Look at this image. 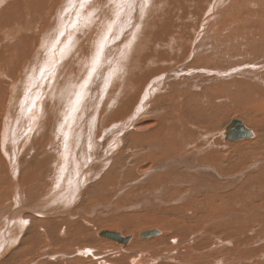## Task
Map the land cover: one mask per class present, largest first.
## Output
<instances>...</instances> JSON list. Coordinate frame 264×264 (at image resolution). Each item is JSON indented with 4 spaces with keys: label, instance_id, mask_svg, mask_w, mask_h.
<instances>
[{
    "label": "bare ground",
    "instance_id": "1",
    "mask_svg": "<svg viewBox=\"0 0 264 264\" xmlns=\"http://www.w3.org/2000/svg\"><path fill=\"white\" fill-rule=\"evenodd\" d=\"M202 1L210 3V0H0V264H70L76 262L75 256H86L87 264H162L170 259L165 254L183 245L185 234L191 235L195 231L198 235L204 231L223 229V222H211L209 213L205 212L208 205H218L230 189L229 197L232 198L250 184L254 176L262 178L264 184V163H260L254 172H245H249L252 161H264V133L259 127L258 132L249 127L250 121L246 119L254 115L250 114L251 110L242 108L243 102L234 103L230 111H233L234 118L237 116L239 120H245L243 123L252 130L254 137L237 141V144L225 138L230 121L225 129L215 132L216 123L205 126L195 118L199 112L212 118L221 115L214 108L215 94L204 95L202 100L198 98L200 94L185 99L186 89L180 88L181 93L177 95L179 83L165 84L167 80L163 79L147 89V96L141 100L145 88L139 93L140 85L150 76L159 74L161 79L164 78L169 64L178 59L174 60L169 51L188 52L182 48L178 51L181 35L174 39L168 37L179 25L189 27L187 19H193L186 16L190 15L193 6ZM246 1L236 0L234 6ZM244 15L248 17V14ZM244 15L238 11L229 19L240 17L241 20ZM208 16V21L205 20L206 23L201 26L200 35L197 33L199 38H195L196 45L208 41L209 34L206 35L204 30L210 25V17L217 16V12H211ZM225 20H221L223 24ZM219 25L212 27V32L215 27L214 34L217 28L220 29ZM197 28L200 30V26ZM193 47L188 53L189 59L198 54L200 56L202 52H199L202 46ZM211 47L213 51L214 47ZM207 50L203 52L208 54ZM149 51L156 60L140 67ZM146 66L150 69L144 71ZM228 70L230 72V68ZM10 84L11 93L6 99L5 92ZM127 86H130L129 89ZM134 89L141 97L138 103L132 95ZM156 93L162 94L153 99ZM139 104L141 107L137 108ZM177 105H182L181 112L174 110ZM211 108L214 113H208ZM116 121L121 125L119 132L129 131L125 136L121 134L124 137L115 140V145L113 142L112 150L116 151L113 150V155H109L111 159H107L110 157L107 151L103 153L104 147L106 143L110 146L108 139L112 136H108L107 126ZM244 141L250 142L241 143ZM135 147H138V151L131 154L133 158L130 161L127 152ZM240 150L242 158L249 156L234 164V153ZM44 163H47V167L41 172V177L49 185L44 191L32 192L28 189L31 184L27 186L30 169L34 172L37 166ZM234 168L241 171L234 174ZM258 169L263 172L255 174ZM95 173L99 180L95 179ZM121 174L127 178L124 179ZM90 180L93 181L89 183ZM107 181L114 182L112 188L118 192H138L134 194L140 200L139 205H144L152 196H159L162 202L166 201L165 195L172 194V198L173 195L178 196L176 200L181 204L175 207L180 211L189 208L188 220L193 228L179 227L178 221L183 218L182 215L171 216L169 214L173 211L163 207L162 211L158 209L163 213L161 216L158 212L151 215L166 223L167 236L161 231L160 237H150L143 242L132 237L131 245L129 243L128 248H121L116 246L117 242L99 234L103 230H111L127 237L120 229L102 228L93 234L91 223L96 220L95 216L99 217L97 210L104 208L107 200L103 197L108 194L103 195L108 192L104 189L110 187ZM234 184L241 185L235 189ZM156 185L161 186L155 191L149 189ZM255 190L263 192L261 186H256ZM147 191L151 193L143 197ZM238 204L244 207L238 211L243 226L241 223H225L224 235L232 237L241 228L246 229V238L259 246L264 241V215L247 207L245 200ZM129 223L133 224L131 221ZM212 239L218 245L212 255L228 246H235L220 234ZM172 240L176 246L170 245ZM203 242L198 240L195 246ZM26 244L32 246H27L26 254L20 257L19 249ZM110 246L116 251L107 252L106 248L112 250ZM245 248L243 245L238 251ZM165 250L170 252L165 253ZM42 254L46 259L44 262H28L30 258H40ZM142 254L154 260L146 262ZM172 260L176 262L177 258ZM207 262L221 261L210 256Z\"/></svg>",
    "mask_w": 264,
    "mask_h": 264
},
{
    "label": "rangeland",
    "instance_id": "2",
    "mask_svg": "<svg viewBox=\"0 0 264 264\" xmlns=\"http://www.w3.org/2000/svg\"><path fill=\"white\" fill-rule=\"evenodd\" d=\"M235 1L236 0H233V1L232 0H229V1L228 0L227 1L226 0H210V3H209V1L208 2L202 1L201 3H199L198 5H196L195 7L194 6L192 7V9H191V11L189 13L190 15H187L186 16V18L190 16L191 17L190 19H193L191 21L187 19V23L189 24V27L188 28H183L181 25H179V26H177L176 28H174L171 31V33H170V35L168 37L169 39H174V38L178 37L179 35H181L182 39H180V45H179V48H178L179 50L178 51H180L181 48H182V49H186V51L188 50V52L186 53V52H183L182 50L179 53L177 52V50H175L173 52H170L169 51V55L171 54L170 56H173V59L174 60H175V58L176 59L178 58V59L176 60V62L173 61V64L172 63L169 64V67L164 71V74H165V77L164 78L161 79L160 77H162V76H160L159 74L154 75L153 77L150 76V77H148V80L146 81L147 83L146 82H143L146 86L143 83L140 85V88L138 90V91H140L139 93H141L142 90H144L143 88H145L144 93H143L145 95L142 94V96H143L142 98L137 94V92H136L137 89L132 90L133 91L132 92V95L135 96L136 103L139 102L140 98L142 100L145 96H147V94H148L147 89H149L154 84H157V83L162 82L163 79L165 81L167 80V82H165V84L166 83H170V82H172V83H177L178 82L179 83V88L176 89V94L177 95H180L181 90L186 89L185 91H187V93L184 95L185 99H190L189 97H191V96H198V94H200L198 98L201 99V100L206 95H209V96L214 95V94L216 95L215 100L213 101V102H215V107L214 106H212V107H214L218 112H220L221 115H219V116L216 115V116H214L212 118L211 115H203V114H201L199 112L198 115L195 116V118H197L196 120H198L197 121L198 123H200L202 125H205V126L214 125L216 123L217 124V127H216V129L214 131L215 132H218L220 130H223V129H225L226 123L228 124L229 121L231 122L233 119H238L237 116H236V118H234L235 116H234L233 111H230V109L232 107H234V103L236 104V103H242L243 102L244 107H242V108H244V109L246 108V109L251 110V111H249L250 114L253 113L251 115H254V116H252L251 119H248V118L246 119V121L247 120L250 121L249 127L251 129H253L254 131L256 130V132L259 131V129H258V127H259L262 130V132L264 133V99H263L264 98V82H262L264 80H261V82H260V79H264V45H263L264 44V38H263V36H264V0H248L249 2L246 1L247 2V5H245L246 2H243L244 4L243 3H240L239 5L237 4V5L234 6V2ZM220 2H223V3H220ZM231 2H233V3L231 4ZM242 4H243L244 9L242 7ZM239 6H241V7H239ZM205 8H207V9H205ZM228 9H230V10H228ZM237 9L239 11V14L240 13L243 14V15L244 14H248V17H246L244 15V18H243L244 19V22H243V19H241L242 21L240 20V17H236V18L231 19V20L229 19L230 16L235 15V13L238 12ZM0 11H2V9ZM205 11H207L208 13L205 12ZM211 12L212 13H215V14L217 12V16L218 17L217 16L210 17L211 18V21L209 23L210 25L207 26V28L204 30L205 31L204 33L206 35L209 34V35H207L208 41H205V42H203L201 44H198L199 45L198 46V45H196L197 43H195V42L199 38L201 29H202L201 26H202L203 23H206V21H208V19H209V16L208 15H210ZM199 17H202V18L199 19ZM225 18H228L229 21L227 19L225 20ZM246 18H249V19H246ZM197 19L199 20L198 23H197ZM221 20H225L224 24L226 26H224L223 21H221ZM202 21H204V22H202ZM229 22H231V23H229ZM234 22H235V24H234ZM246 22H248V23H246ZM254 22H255V25H254ZM217 24L218 25L219 24L220 25L222 24V25L221 26L219 25L220 29L217 28V32L214 34L213 32L215 31V27H214L213 32L211 30H212V27L213 26H216ZM199 26H200V30L197 28ZM233 26H234V28H233ZM209 27H210V29H209ZM225 28L228 29V30H225ZM195 29H196V32H195ZM207 29H209V30H207ZM218 30L219 31L221 30V31L219 32ZM146 31L147 30H145V32ZM206 31H208L209 33L206 32ZM240 31L242 33H240ZM258 32H261V33H258ZM197 33H199V35ZM232 34H234L236 36V38ZM259 34H261V35H259ZM203 35H202V37H203ZM192 37H193V40H191ZM254 37H256V38H254ZM189 38H190V40H189ZM195 38L197 39L196 41H195ZM248 39H250V40H248ZM204 40H207V39H204ZM185 42H186V45H185ZM231 42H233V43H231ZM206 43H207V45L209 44V46H207ZM216 43H217V45H216ZM242 43H244V44L242 45ZM232 45H234V46H232ZM193 46H197V48L200 47V46H202V49L199 50V52L200 51H202V52L200 53V56L198 54V55H195L193 59L192 58L189 59V57H188L189 54L188 53H191V50L194 48ZM211 46L214 47L213 48V51L211 50V48H212ZM255 46H256V48H255ZM204 47H205V50H203ZM259 47H260V50H259ZM248 48H249L250 51L248 50ZM207 49H209V50H207ZM219 49H220V51H219ZM165 50H167V49H165ZM206 50H207L208 54L207 53H204ZM236 50H237V52H236ZM247 50L249 52L248 55L246 53ZM180 54H182V55H180ZM212 55H215V56H212ZM218 55H219V57H218ZM186 56H187V58H186ZM224 57H230V58H227V59L225 58L224 59ZM155 60H156L155 55H153L151 53V51H149L148 54L146 55V57L144 58V60L142 61V64L140 65V67H142L144 65H147V64H150L152 61H155ZM178 63H179V65H178ZM181 64H182V66H181ZM187 64H189V65H187ZM225 64H226V66H225ZM231 64H233V65H231ZM173 66H175V67L173 68ZM146 67H145L144 71L150 69L149 66H146ZM201 67H202V69H201ZM223 67H224V69H223ZM203 68H205V69H203ZM229 68H230V72L228 70ZM187 69H189L190 71L187 70ZM206 70H210V71H206ZM221 70L224 73L223 75H222V72L218 73ZM171 71H172V73H170ZM213 71H217V72L214 73ZM185 72H187V73H185ZM208 72H209V74H208ZM226 72H229V73L226 74ZM175 73H177V74H175ZM161 74H163V73H161ZM199 74H201V75H199ZM217 75H219V76H217ZM226 75H228L229 78ZM169 76L171 77V79H170ZM220 76H221V78H220ZM259 76H260V79H258ZM151 78H152V80H151ZM214 78H215V80H214ZM203 81H204V84L202 83ZM149 82H150V84H148ZM225 82H226V84H225ZM185 83L188 84V85H185ZM199 83H202V84L200 85ZM180 84H182V86ZM194 84H196L197 86L194 85ZM11 85L12 84L9 85L8 89L5 92L7 94V95H5L6 99L9 98V96H10L9 94L11 93ZM148 85H149V87H148ZM130 86H127V89H129ZM141 87H142V89H141ZM180 88H181V90H180ZM245 89H246V92H245ZM257 92H258V95H257ZM162 93H165V91L162 92ZM162 93H156V94H154L153 95V99H155V96L156 95H160ZM247 96H248V98H247ZM236 97H238V98H236ZM259 97H260V99H259ZM199 99H198V101H199ZM146 100H147V98H146ZM234 100H236L237 102L234 101ZM248 100H249V102H247ZM193 103H194V101H193ZM230 103H231V106H230ZM245 103H247V104H245ZM190 104H192V102H190ZM223 105H225V106H223ZM140 107H141V104H139V106H137V108H140ZM181 107H182V105H177V106H175L174 110L181 112ZM207 107H209V106H207ZM238 109H240V108H237V110ZM256 110H258V111H256ZM210 111H212L214 113V110L212 108L211 109H208V113H210ZM225 113H228V115L225 114ZM223 116H224V119H223ZM231 116H232V118H231ZM109 117H110V115H109ZM209 117L212 118V120ZM216 117H218V118L220 117L221 119L220 118H219L220 120L219 119H215ZM260 119H262V120H260ZM204 120H208V121L206 122ZM214 120H215V122H214ZM240 120H242V119H240ZM203 122L204 123H207V124H204ZM221 125H223V126H221ZM109 126H107V129H108L107 130V133H108V136L109 137L111 135L112 136H111V139H110L111 142H110L109 139H108L109 142L108 141L107 142L110 145L109 147L111 148L110 149L111 152L109 151V147H108V145L106 143L105 144L106 145L105 146L106 148L104 147V152L103 153L105 154V152L107 151V156H109V155L112 156L113 153L116 151V149H113V150H115L114 152L112 150V146L115 145V140H117L118 138L121 139L122 137H124L125 135H127V133H128L129 130H125L124 133L119 132L118 129L121 127L119 121H116V122H113V123L111 122V124ZM220 127L221 128L223 127V128L221 129ZM109 129H111V130H109ZM118 132H119V134H117ZM121 134H123L124 136L123 135L121 136ZM114 135H116V136H114ZM113 142H114V144H113ZM246 142L248 143L250 141H246ZM246 142L244 141V142H241V143H246ZM263 147H264V145H263ZM137 148L138 147H135V149H133L131 152L130 151L127 152V158L130 161H132V158H133L132 155H134L138 151ZM225 150H227V149H225ZM117 155H118V153L116 152V156ZM111 156H109L110 158H107V159H111ZM124 156H126V153L124 154ZM124 156H123V158H125ZM248 156L249 155H245L243 158H240V159L237 158L235 162L236 163L239 162V161L242 162ZM241 159H243V160H241ZM260 159L261 158H259L258 160H260ZM263 159L264 158L262 156V160ZM256 160L252 161L254 164L253 163L250 164V166H249L250 169H248L249 172H247V170H246L245 171L246 174L247 173L254 172L257 169V167L260 166V163H264V161L259 162V163H256ZM46 167H47V163H44L41 166H37L36 167V171H34V172L30 169V180L31 181L28 180L27 186L29 185V183L31 184V186L28 189H30L32 192L44 191L45 188L49 185L48 181L46 179H43L41 177V172L44 171L46 169ZM239 171H241V170H238V172L235 171L234 174L235 173H239ZM95 175H96V173H95ZM121 175H122V177L124 176L123 177L124 179L127 178L126 175H124V174H121ZM96 177L97 178H95V179L96 180H99L98 179L99 178L98 175H96ZM140 177L142 179V176H140ZM92 181L93 180H90L89 183L92 182ZM106 184H109L110 185V187L107 186V188L104 189V191H108V192L105 193L103 191L104 193L103 192L102 193H103V195H106L108 193L106 196H103V197L107 198V200H106V203L103 204L104 208L102 207V208H99L97 210V212L99 214V215L97 214V216H99L100 218L99 217L96 218V216H95V219L96 220L93 223H91L93 225V228L92 229L94 230V231L92 230V233L93 234H95L96 231H98V230H100L102 228L103 229H111V228L113 229V228H115V229H120L127 237L131 236L134 239L135 238H138V240H141L143 242V241H145L147 239H141L140 237H138L139 236V232H143V230L146 231L148 229L149 230H152V228L153 229H156L157 228V230L162 231V234L165 233L166 236H167L168 235V232L166 231V227H167L166 223H163V220L162 219H160V221H162V222H160L159 220L155 219L153 217V215H151L152 213L158 212L159 213V216H161L160 214H163L161 212L163 210L162 209L163 207H164V209H167V207H168V210L173 211L172 213L169 214L171 216L172 215H177L178 216V214H181L182 215L183 218H180L179 221H178V226L179 227L185 228V229H187V228H193V226L190 224V222L188 220V214L190 213L189 212V208H186V209H183V210L180 211L177 207H175V205H180L181 204V202H179V201L176 200L178 198V196L173 195V198H172V194H168V195H165V199H164V196H163L162 198L164 200L168 201V203H166L167 205L164 204L166 201L165 202H162L161 201V198L159 196H157V197L156 196L155 197L152 196V199L150 198L148 200V202L145 201V204L144 205H142V204L139 205V201L140 200H138L135 197V194L138 193V192H135L134 190L118 192L117 190H115L114 188H112V186H114V182L113 183H110L109 181H107ZM160 186L159 185H156L155 187L154 186H151L149 189H151V191H153V190L155 191ZM262 190H264V186L262 187ZM151 191H147L145 193V195H142V196L143 197L146 196V195L149 196V194L151 193ZM131 192L133 193L132 197H131V194H132ZM109 193H111L112 195H109ZM140 193H142V192H140ZM147 193H149V194H147ZM260 193H261L262 196L259 199H256L254 197V200L251 203V208L253 209V211L262 212V215H264V196H263V193L264 192H260ZM129 199L131 201H129ZM239 199H240V197L238 196L237 197V200H239ZM109 200H111V201L109 202ZM151 200H153L154 202L151 201ZM245 200H248V198H246ZM149 201L151 203H149ZM159 201H161V202H159ZM7 202L8 201H6V204H7ZM163 204H164V206H163ZM137 206H138V208H136ZM207 207H208V209H206V211L205 210H203V211L209 213L210 220H211L212 223H214L216 221L223 222L224 223L223 224V229H220L219 231H217V229H213V230H210V231H204L203 233H199L198 235H197L198 232H195V231H192L191 235L190 234H185L186 235V238L183 239V245L180 246V247H178V248H176V250L173 251L172 253L165 254V255H168V257H170V259L168 258L167 261L166 262H163L162 264H208L209 262H207V260L210 258V256H214L216 259H220V261H221V262H211V264H264V241L261 242V244L259 246L253 245V242H251L245 236L246 229H242V228L239 230V233H237L236 235H234L232 237H226V235H224L225 223H226V225H229V224H232V223H236V224L237 223H241L242 226H243V223L240 220V216H239L240 214H239L238 211L240 209L244 208V207L241 206V205H239L236 200H234V199H232L230 197H224V196L219 200L218 205H212V206L208 205ZM151 208L152 209L154 208V210H152ZM160 208H161V211L158 210ZM139 209H140V211H139ZM155 210H157V211H155ZM136 211H138V212H136ZM100 213H102L103 215H100ZM138 213H140V214H138ZM147 215H150V216H147ZM123 218H125V220H122ZM168 219H170V217H168ZM130 221L133 224L130 225V223H129ZM104 225H105V227H104ZM123 226H124V228H123ZM131 227H133L134 230ZM162 227L164 228V231H163V228ZM134 232H136V233H134ZM185 232L186 231H184V233ZM217 234H220V236L225 237V241L226 240H231L234 243L235 246H232V245L231 246H228V248H226L225 250H222L221 252H218V253H215V254L212 255L211 253L218 248L217 243H215L213 241V239H212V237L213 238L216 237ZM153 238H156V237H153ZM198 240L199 241H204V242L202 244H198L197 246H195V243ZM142 242H140V243H142ZM130 245H131V243H130ZM130 245H128V246H122L121 245L120 246V245L116 244V246H119L121 248H128ZM170 245L173 247V246H176L177 244H175L173 242V240H172V241H170ZM243 245H245L246 248L244 250H242V251H238V249L241 246H243ZM27 246H30L31 247L32 245H27L26 244V245L22 246V248L19 249L22 252L18 250L19 251V254H20V257H22L24 254H26V249H27L26 247ZM97 246L100 247L101 245L100 244L99 245L97 244ZM200 248H201V250H200ZM106 249H107V252L108 251L109 252L116 251L112 247L110 248L112 250H109L108 248H106ZM167 252L169 253L170 251L168 250L165 253H167ZM145 253L147 254L146 251H145ZM200 253L202 254L201 257H197ZM146 254L145 255L142 254L143 256H145V257H143V259L146 262H150L151 260H154V258L153 259L152 258H149V256H147ZM206 256H208V257L206 258ZM74 258L76 259V262H70V264H73V263L74 264H77V263L78 264H85V263L87 264V259H86L87 257L86 256L85 257L75 256ZM147 258H149V261H148ZM173 258H177V261L174 262L172 260ZM45 260L46 259H45V257L42 254L40 258H36V259L30 258V260L28 262H44Z\"/></svg>",
    "mask_w": 264,
    "mask_h": 264
},
{
    "label": "water",
    "instance_id": "3",
    "mask_svg": "<svg viewBox=\"0 0 264 264\" xmlns=\"http://www.w3.org/2000/svg\"><path fill=\"white\" fill-rule=\"evenodd\" d=\"M226 140L229 142H237L241 141L243 139H251L254 137V134L251 129L246 127V125L243 123V121L239 119H233L229 125L226 127ZM100 236L103 238H106L108 240H112L117 242L118 244L121 245H128L132 239V237H124L122 234L116 231H111V230H103L100 233ZM161 231L157 229H152V230H146L143 231L140 234L141 239H148L150 237H157L160 236Z\"/></svg>",
    "mask_w": 264,
    "mask_h": 264
},
{
    "label": "crops",
    "instance_id": "4",
    "mask_svg": "<svg viewBox=\"0 0 264 264\" xmlns=\"http://www.w3.org/2000/svg\"><path fill=\"white\" fill-rule=\"evenodd\" d=\"M242 156H243V153H242V151L240 150L239 152H235L234 153V156H233V163L234 164H236V159L238 158V159H240V158H242ZM238 163V162H237ZM234 166V165H233ZM234 170L235 171H238V170H241L240 168H234ZM263 171H262V169H258L256 172H255V174H260V173H262ZM245 180V178L241 181V184L243 183V181ZM263 182V180H262V178H256L255 176H254V179H253V181L250 183V184H247V185H245V187L243 188V190L241 191V192H239V193H235L233 196H232V199H234V200H236L237 202H243L246 198H248V200H245V202H246V205H247V207L248 206H250L251 207V203L253 202V200H254V197L256 198V199H259L262 195H261V193L259 192V191H256L255 190V187L256 186H261V187H263L264 186V184L262 183ZM240 184V185H241ZM240 185H238V184H234L233 186H234V188L236 189H238L239 187H240ZM253 186V187H252ZM232 192V190L230 189V190H228L227 191V193H226V195L224 196V197H229L230 195V193ZM263 192H264V190H263ZM259 195V196H258ZM240 197V199L239 200H237V197ZM258 196V197H257ZM239 214H240V212H239ZM240 216V220L242 221V219H241V215H239ZM263 237H264V233H263ZM264 239V238H263ZM201 253L197 256V257H201Z\"/></svg>",
    "mask_w": 264,
    "mask_h": 264
}]
</instances>
